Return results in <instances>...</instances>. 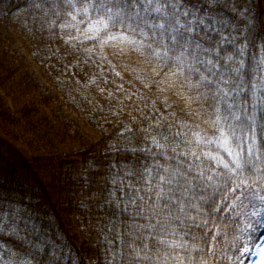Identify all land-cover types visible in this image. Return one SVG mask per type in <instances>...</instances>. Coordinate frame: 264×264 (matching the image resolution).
Here are the masks:
<instances>
[{
  "label": "trees",
  "instance_id": "1",
  "mask_svg": "<svg viewBox=\"0 0 264 264\" xmlns=\"http://www.w3.org/2000/svg\"><path fill=\"white\" fill-rule=\"evenodd\" d=\"M31 2L0 0V264H247V246L264 233V204L232 188L241 180H256L255 187L264 189L252 173L232 174L200 156V167L211 180L189 194L201 211L188 212L197 223L207 221L193 230L195 240L179 228L176 235L161 236L168 243L145 239L148 230L136 227L148 222L137 214L141 202L128 201L138 189L147 208L150 194L136 179L142 166H175L170 157L188 151L190 141L198 154L229 160L216 144L197 146L193 136L214 138L218 115L237 135L245 116L255 120V147L262 150L256 166L264 172V82H253L261 60L255 53L260 42L264 45V0H182L198 7V16L214 17L215 27L235 43L225 44L221 55H232L227 64L240 68L232 87L243 88L231 91L227 100L239 121L199 75L169 58L172 53L163 55L147 28L142 35L139 29L109 23L98 37L86 39L93 33L82 28L106 20L98 6L112 7L114 0H72L74 7L67 0H36L40 8L30 7ZM116 34L135 40L164 70L181 68L194 80L195 93L209 112L208 129L167 97L160 75L124 70L104 44ZM153 137L165 147L157 149ZM252 144L251 133L244 135V147ZM134 249L149 259H134Z\"/></svg>",
  "mask_w": 264,
  "mask_h": 264
},
{
  "label": "snow or ice",
  "instance_id": "2",
  "mask_svg": "<svg viewBox=\"0 0 264 264\" xmlns=\"http://www.w3.org/2000/svg\"><path fill=\"white\" fill-rule=\"evenodd\" d=\"M67 2L69 6L74 7L72 0H67ZM209 2L213 3L214 0H209ZM29 6L40 8L42 5L36 0H32ZM92 7L96 8L97 5H92ZM98 7L103 10L107 19L97 20L90 28L93 35L85 37L86 39L98 37L100 32L108 28L109 23L113 25L119 23L131 31L139 29L142 35H146L144 29L147 28L148 32L151 33L152 40L163 50V55L168 56L169 53H172L173 55L169 58L175 59L187 67L190 72L199 75L202 82H206L215 90L214 97H219L224 102L225 108L229 110V116L233 120H240L239 116L231 113L232 105L227 103L231 91L242 90L243 88L239 84L235 88L232 87L235 83L233 74H239L240 68L231 67L227 64V61L233 59L232 55H221V52L225 51V44L236 46L233 40H229L215 27L217 21L214 17L198 16L199 8L196 6L187 7L182 3V0H114L112 7L105 3H101ZM114 8L115 11H113ZM82 10L87 11V9ZM109 39H115V37H109ZM148 47L152 49L154 54H159L156 49L152 48L151 44ZM237 50L243 51L238 47ZM221 61L225 63L222 65ZM238 63L243 67L242 60ZM216 110L218 113L220 112L219 106ZM224 119L227 121L228 117H224ZM215 125L216 135L214 138L205 139L194 133L195 143L197 146L202 143L216 144L229 160L226 161L222 156H214L211 153L198 154L192 150V142L190 141L188 151H181L170 157L175 161V166L165 167L159 164L155 165L154 168L147 165L142 166L140 175L136 179L143 181L145 185L143 190L150 194L148 201L151 203H148L147 208H145L147 202L144 196L139 195L138 189L134 190L136 191L135 199L129 200L128 203L136 205L137 200L141 202L140 205H137V214L148 222L137 224L136 227L141 232L148 230L145 239L151 238L159 243H168V241L162 240L161 236L176 235L177 228L182 230L185 236H191L193 240L197 239V234L193 230L205 226L207 221L197 223V217L190 215L188 209H196L197 214L201 209L192 202L193 198L189 194L200 187L203 181L211 180L210 176H205V170L200 167L201 155L215 161L218 166H222L232 174L250 172L264 185V172H261V169L256 166L257 162L260 161L262 150L255 147V120L249 116L244 117V120L241 121V135H237L236 128L230 124L225 129V125L220 123L219 115ZM248 133H251L253 144L245 148L243 137ZM260 136L264 139V127L261 128ZM151 142L157 149L165 147L155 137L152 138ZM129 151L135 152L136 149L131 148ZM173 151L175 152L176 149L173 148ZM159 154L165 156V159H169L165 152ZM255 184L256 180H253L251 184L246 180H241L236 183L232 191L235 192L239 189L241 195L246 198L251 196L264 204V195H260V191L264 189H257ZM110 195L114 197L115 193H110ZM212 210L219 211L218 208ZM122 211L128 212L127 204L123 206ZM139 238L137 237V239ZM179 246L184 247L185 245ZM134 251V259H149L148 256L141 257L139 251L135 249Z\"/></svg>",
  "mask_w": 264,
  "mask_h": 264
},
{
  "label": "rangeland",
  "instance_id": "3",
  "mask_svg": "<svg viewBox=\"0 0 264 264\" xmlns=\"http://www.w3.org/2000/svg\"><path fill=\"white\" fill-rule=\"evenodd\" d=\"M95 24L89 23L86 27L82 28L81 32H87L92 34L90 31L91 26ZM109 37H115V39H109ZM264 37V33L262 35ZM132 38L116 34L107 36L104 40L106 48L111 51L120 63L124 66V70L128 71L131 68H138L144 72L154 75L153 72L161 76L162 79V89L166 93L167 97L174 100L183 108L191 111L199 121L206 126L205 129L209 128L210 116L207 109L202 107L201 98L195 93L194 80H191L190 76L185 73L181 68L178 70L166 71L162 68V63L156 59H153L147 52L142 51V47L139 43H135ZM263 43L260 42V50H256V57L261 58L259 64L254 67L253 81H262V76H264V69L261 68L264 63V49ZM209 123V124H208ZM11 248L18 251L16 245H12ZM252 264H264V249L261 255Z\"/></svg>",
  "mask_w": 264,
  "mask_h": 264
}]
</instances>
